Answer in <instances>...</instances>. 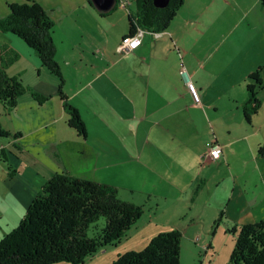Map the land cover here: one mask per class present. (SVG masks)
Wrapping results in <instances>:
<instances>
[{
  "label": "crops",
  "instance_id": "obj_1",
  "mask_svg": "<svg viewBox=\"0 0 264 264\" xmlns=\"http://www.w3.org/2000/svg\"><path fill=\"white\" fill-rule=\"evenodd\" d=\"M30 1L53 23L62 91L77 110L85 135L68 125L58 81L56 88L54 83L39 90L27 86L46 98L42 104L30 95L22 101L28 94L11 112L0 104L5 118L16 114L23 124L10 129L11 142L0 144L1 156L7 159L9 153L21 163L24 155L23 164L32 168L21 177L13 168L2 173L21 209L26 212L54 174L90 180L101 165V170L116 167L118 176L130 183L124 187L141 191L149 200L169 199L182 207L201 204L203 208L193 209L196 214L209 209L216 213L212 223L219 218L226 228L263 221L264 82L257 90L260 108L244 118L247 77L264 68V12L259 0H183L166 30L144 29L140 46L128 54L119 53L118 45L128 36V15L137 14V0H116L106 12L95 9L90 0ZM16 3L0 0V17ZM212 23H219L218 29L209 30ZM227 23L229 30L218 36ZM206 33L218 36L211 46L204 44ZM0 34V46L21 53L23 45L38 62L22 41ZM182 67L198 90L199 104L180 76ZM18 106L23 108L17 115ZM31 132L41 135L29 145L41 143L39 150L24 152ZM213 143L222 148L216 161L204 156ZM184 229L175 226L173 231L192 240Z\"/></svg>",
  "mask_w": 264,
  "mask_h": 264
},
{
  "label": "trees",
  "instance_id": "obj_2",
  "mask_svg": "<svg viewBox=\"0 0 264 264\" xmlns=\"http://www.w3.org/2000/svg\"><path fill=\"white\" fill-rule=\"evenodd\" d=\"M138 12L128 15V35L142 28L153 32L166 30L183 0H169L164 8L152 0H137ZM264 12V0H259ZM9 13L0 17V32L22 41L40 66L57 81V94L69 116L68 125L84 136V124L75 108L66 102L64 79L55 61L52 41L53 23L35 1L10 4ZM19 54L8 45L0 46V104L5 111L15 109L17 100L28 94L37 103L46 98L23 86L19 77H9L8 68ZM244 118L260 108L257 90L264 82V68L247 77ZM9 136L0 130V138ZM142 207L121 200L117 188L94 181L54 174L41 187L17 226L0 241V264H83L100 247L114 245L123 238L142 214ZM222 213L220 214V217ZM104 227L94 237L87 232L100 218ZM221 219H217L220 222ZM227 232L236 237L228 264H264V221L240 225L231 223ZM181 235L177 231L160 234L140 252L117 256L112 264H180Z\"/></svg>",
  "mask_w": 264,
  "mask_h": 264
},
{
  "label": "rangeland",
  "instance_id": "obj_3",
  "mask_svg": "<svg viewBox=\"0 0 264 264\" xmlns=\"http://www.w3.org/2000/svg\"><path fill=\"white\" fill-rule=\"evenodd\" d=\"M25 1L26 0H16L18 4L19 2ZM133 16H135V13ZM218 24L219 23H212L209 25V30L210 28H212L211 30L218 29ZM230 26L231 23H227V27L225 25V27H223V32L221 31L218 36H224ZM205 35L204 44L207 46H211L218 37L214 38L213 36V38H210L208 33ZM226 36L229 37V34ZM4 37H6L7 40H12L7 35H4ZM232 39L234 40V37H232ZM21 48L23 49V52H18L19 60L10 70H8V75L15 77L20 74V83L23 86H30L36 90L43 88L42 85H44V89H46L47 86L52 83H54V87L56 88L57 79L41 69L36 59L24 48L23 45ZM58 55L59 54L57 53V57L55 56L56 63ZM29 97V95L23 96L22 101L30 99ZM18 108L19 111L17 115L21 112L23 106H18ZM20 120L17 119L16 114L12 113L9 114V117L5 118V111L0 110L1 131L9 133L10 129L14 126L15 128L20 129L23 126ZM23 134L26 135V133ZM31 134L32 132L27 136L24 144V152L27 150H39L37 147L41 143L37 144L35 148L30 147L29 145L31 144L32 139H37L41 135L40 133H35V136H32ZM10 142L11 139L9 137L0 138V144L6 145V143ZM6 157L7 159L3 158L0 153V241L6 234L16 227L25 214V210L17 205L18 203H16V196L13 191H11L9 186L3 182L2 173L4 174L6 170L13 168L21 177L29 175L32 170V168L27 169L26 165L23 164L25 159L24 155L21 163L19 160V162H17L15 157L9 153ZM42 162L49 167L52 166V162L49 160L47 162L42 160ZM101 167V165H98L94 168L97 172L95 177L90 180L110 185L115 188L118 187V197L121 200L140 206L143 211L139 219L119 242L114 245L100 247L91 257L87 258L83 264H112L117 256L123 255L127 252L142 251L149 245L153 238L160 234L173 231L175 226L182 228L186 226L187 229H184V232L191 234L193 240L192 241L188 237H181L180 264H228L229 257L234 249L236 237L229 234L226 226L217 222V219L212 223V216L214 217L216 213L210 212L209 209H206L199 211L202 215L196 214L193 209L203 208L204 206L201 204L195 207L189 205H187V207H182L181 205L183 204L180 202H172L169 199L164 200V198L156 199L152 197L151 200H149L141 191L125 188L124 186H127V184L130 183L125 181L126 178L118 176L116 167L103 168V170H101ZM86 173L90 176L92 175L88 172ZM203 201L204 199H199L198 202ZM213 207V205H210L209 208ZM155 210L157 211L156 216L152 214ZM162 210L166 211L162 212ZM191 217L194 218L192 223L189 222ZM104 224L105 219L101 217L97 222L90 225L87 232L88 236H96L104 227Z\"/></svg>",
  "mask_w": 264,
  "mask_h": 264
},
{
  "label": "built area",
  "instance_id": "obj_4",
  "mask_svg": "<svg viewBox=\"0 0 264 264\" xmlns=\"http://www.w3.org/2000/svg\"><path fill=\"white\" fill-rule=\"evenodd\" d=\"M144 35V29L138 28L132 35H128L127 37H124L120 44L118 45V52L122 54H128L133 52L135 49H137L141 42ZM180 76L184 79V82L186 84L188 93L190 94L193 102L195 104L200 103V96L198 93V90L196 89L193 82L190 80L188 73L186 70L182 67L180 70ZM222 155V148L220 145L213 143L207 152L205 153V158L211 161L218 160Z\"/></svg>",
  "mask_w": 264,
  "mask_h": 264
},
{
  "label": "water",
  "instance_id": "obj_5",
  "mask_svg": "<svg viewBox=\"0 0 264 264\" xmlns=\"http://www.w3.org/2000/svg\"><path fill=\"white\" fill-rule=\"evenodd\" d=\"M91 4L95 9L101 12H106L110 10L116 3V0H90ZM154 7L164 8L168 5L169 0H152Z\"/></svg>",
  "mask_w": 264,
  "mask_h": 264
}]
</instances>
